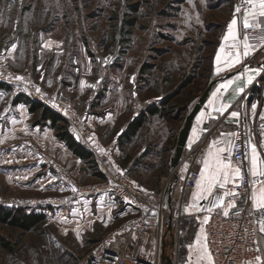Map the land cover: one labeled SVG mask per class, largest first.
<instances>
[{
	"label": "rangeland",
	"instance_id": "374dc122",
	"mask_svg": "<svg viewBox=\"0 0 264 264\" xmlns=\"http://www.w3.org/2000/svg\"><path fill=\"white\" fill-rule=\"evenodd\" d=\"M246 5V0H0V72L25 75L30 86L67 97L85 113L87 132L78 139L93 149L99 168L109 174L127 170L141 188L158 192L171 173L181 177L173 159L190 109L213 79H224L240 65L223 37ZM236 7L241 12L235 13ZM108 52L118 53L119 60L104 63ZM183 82L187 85L170 102L177 105L178 118L149 116L131 141L119 142L142 109L174 94ZM22 91L0 88V203L43 210L48 221L28 232L0 225V235L15 245L14 251L0 245V264H78L131 211H117L96 201V195L87 196L92 201L84 210L85 197L71 205L51 202L70 195L73 186L63 191L42 187L49 180L36 165L37 153L75 185L99 177L54 129L36 125L37 115L25 102H13ZM6 111L21 114L24 123L10 124ZM20 140H27L31 157L12 158L17 154L9 146ZM189 145L192 129L184 153ZM188 164L184 160L180 169ZM175 173L170 183L178 187ZM153 243L150 238L144 251Z\"/></svg>",
	"mask_w": 264,
	"mask_h": 264
},
{
	"label": "built area",
	"instance_id": "2783aa9c",
	"mask_svg": "<svg viewBox=\"0 0 264 264\" xmlns=\"http://www.w3.org/2000/svg\"><path fill=\"white\" fill-rule=\"evenodd\" d=\"M264 19V18H260ZM248 36V42L264 44V31L261 29L243 28V36ZM119 60V54L108 52L103 56L104 63H114ZM16 75L0 72V81L9 84L16 89L25 90L34 99L43 102L63 118L66 119L70 128L76 136H84L86 127L84 125L85 113L75 107L72 102L64 96H58L47 90L32 87L28 83V77L21 76L17 80ZM254 84L261 87L259 101L264 103V68L256 78ZM248 92H246L238 103L241 111L234 127L231 151L234 157V164L240 161L242 175L245 183L238 191L241 196L237 198V209H229V215H223V208L214 209L211 213L205 211L189 212L187 206L191 191L196 187V180L199 179V170L204 158L203 143L192 144L187 153L182 152L177 169L181 170L180 193L175 200L171 198L172 174L166 177L158 192H149L141 188L131 177L127 170L117 171L109 174L102 167L106 177L85 185H75L70 177L65 176L68 183L73 184L76 191L70 195L57 196L51 201L56 204L71 205L80 197L102 196L106 202L112 203L115 208L129 209L128 216L116 229L107 233L100 241L97 249L83 257L78 264H168L164 255L168 254L171 264H189L190 246L189 237L195 234L196 229L202 224L205 215L210 216L207 224H204L207 235V252L210 255L212 264H244L247 262H259L264 264V256L260 242V225L258 221L264 219V210H256L250 198V188L254 180L250 176L252 145H261L264 135V119H250L245 113V104ZM201 145V146H200ZM247 154V158H245ZM189 159L186 169H180L184 160ZM175 175H177L175 173ZM264 179V177H260ZM231 187V185H229ZM249 188V198L244 200L243 193ZM220 194L222 190L219 189ZM211 198H209L210 200ZM209 200H203L201 207L206 208ZM229 198H225L226 207ZM169 221L171 222L169 225ZM151 231L155 236V256L152 261L146 262L129 257L119 249H113L110 244L117 232L134 234ZM168 236L170 238L168 239ZM170 246V252L165 248ZM256 257H260L259 260Z\"/></svg>",
	"mask_w": 264,
	"mask_h": 264
},
{
	"label": "crops",
	"instance_id": "0c3cea01",
	"mask_svg": "<svg viewBox=\"0 0 264 264\" xmlns=\"http://www.w3.org/2000/svg\"><path fill=\"white\" fill-rule=\"evenodd\" d=\"M248 10V5L244 8V10L241 12L239 16V20L237 27L234 28V31L237 33V47L232 48L233 54L235 51V55L239 52V58L241 61L239 62V67L234 71H231L230 73L225 74V78L220 80L219 83L216 85V87L212 90L210 93V96L208 97L205 104L202 106L200 111L195 117L194 124L192 126V144H195L197 142H200L203 138H205L203 143L204 148V157L207 155V151L209 149V146L212 144V142L219 141L218 144L219 147H227L228 141L231 140L233 142L234 136H227L222 134H228V133H234V127L235 123L238 119V117H231L230 113L232 111H239L238 109V103L242 96L248 92L247 98H246V104L244 106L245 113L250 119H257L261 118V116H264V103L259 101L258 98H254L252 100H248V95L250 88L254 85V82L256 78L260 75L262 69L264 68V44H254L248 42L250 45L248 49V55H243V44H244V36H243V14L245 11ZM251 20V17H249ZM260 19V18H258ZM229 41L231 42L229 46L233 44V40L230 37ZM251 77V82H249V78ZM231 80V83H228V81ZM221 85H225V87H221ZM219 89V91H217ZM243 89V91H241ZM215 93V95H214ZM227 104L230 105V107L225 111L222 115L218 111H213L214 108L219 109L221 104ZM255 104L256 108L253 110L252 105ZM28 109V107H27ZM29 110V109H28ZM203 113V116L201 115ZM6 119L10 122V124L13 123H20L23 122V116L17 112L14 111H6L5 112ZM199 117V119H198ZM24 123V122H23ZM37 126L34 127V130ZM193 129H196L195 134L193 133ZM78 138V136H77ZM81 140V139H80ZM63 144L64 141L60 140ZM84 141V140H83ZM84 143V142H83ZM86 144V143H84ZM88 146V145H87ZM201 146V145H200ZM257 152L256 155L258 157V168H264V164H260L259 160H264V135L261 145H255ZM89 147V146H88ZM92 149L91 147H89ZM93 150V149H92ZM215 150V148H213ZM9 152L17 154L12 155V158L20 157L22 159L31 157V153L33 150L30 148L27 140H20L17 142H14V144H11L9 146ZM41 154V153H40ZM39 153L36 154V165L38 167H43V170L46 172V177L49 180L48 183L43 184L42 187H46L49 185L50 188L56 190V191H63L71 189L73 184L68 183L66 180H64V177H61L55 169L52 168V166L46 162L47 160L43 155H40ZM48 163V167L44 168V164ZM35 164V163H34ZM235 166V164H234ZM203 167L202 163L200 164V169ZM40 170L34 171V174H38ZM181 175V174H180ZM179 176L177 175V178ZM181 179V177H179ZM254 180H264L260 177H255ZM41 182V181H39ZM260 185L256 184V187L258 188ZM181 184H178V187L172 186L171 191V198L172 200H175L177 196L180 193ZM218 193L219 189L216 190ZM197 192V188L193 189L191 191V195L189 198V204L187 206V210L189 212L195 211L196 209L190 208L189 205L193 203V196ZM92 201V198H82L81 201H84L82 204L81 209H85V207H88L89 200ZM96 201L103 202L105 205L112 207L113 209H116L117 211H120L123 208H115L112 203L106 202L105 199L102 196H96ZM203 200L199 201V204L201 206ZM79 207L72 208L71 213H73L74 210H78ZM124 210V209H123ZM130 211L129 209H126ZM126 212V211H124ZM124 212L122 214H124ZM203 225L201 224L195 231V234L189 237V246L190 247V260L189 264H212L210 255L204 252L203 249V235L200 232V229ZM260 242L262 246L263 256H264V232L260 231ZM197 237H200V244H197ZM152 239L153 248L149 249V251L145 252V248H147L149 239ZM110 246L113 249H119L123 251L129 259H138L142 261H152L155 256V250H156V244H155V236L154 233L151 231H146L145 235L141 237L138 233L134 234H127L125 232H117L115 234L114 239L111 241ZM197 250V251H196ZM244 264H261L259 262H247Z\"/></svg>",
	"mask_w": 264,
	"mask_h": 264
},
{
	"label": "snow or ice",
	"instance_id": "6c2138e0",
	"mask_svg": "<svg viewBox=\"0 0 264 264\" xmlns=\"http://www.w3.org/2000/svg\"><path fill=\"white\" fill-rule=\"evenodd\" d=\"M246 4L248 5V10L243 14V28L247 29H261L264 31V0H246ZM241 12L240 7H236L235 13ZM234 13V16H235ZM251 17V20L249 19ZM238 21L236 18H233L228 25V34L223 37L225 41H227L230 37L233 40L232 48H236L238 45L237 41V33L234 31L235 26H237ZM250 45L248 44V36H244V44H243V55H248V49ZM221 51H223V45L221 46ZM238 52L236 54V62H239ZM221 60L220 53L218 52L216 55V61L219 62ZM219 70V69H218ZM17 80H22V77H16ZM249 82H251V77L249 78ZM231 83V80L228 81ZM221 87H225V85H221ZM39 92V89H37ZM219 91V89L217 90ZM243 91V89H241ZM215 95V93H214ZM230 105L221 104L219 109L214 108L213 111H218L221 115L227 111ZM253 110H255L256 105H252ZM203 116V113L201 114ZM240 113L238 111H232L230 113L231 117H239ZM199 119V117H198ZM261 119H264V116H261ZM196 129H193V133L195 134ZM227 136H235V133L222 134ZM2 142V141H0ZM219 141H213L209 146L207 151V155L202 159L201 163L203 167L199 170V179L196 180V188L197 192L193 196V203L189 205L190 208L196 209V211H205L211 213L214 209L223 208V215H229V209H237V211L243 210L241 208H237L236 200L241 196V192L238 191L242 184L245 183L244 176L242 175V170L240 167V161H236L234 166V157L231 151L234 145L231 140L228 141L227 147H219ZM191 147V145H189ZM215 148V150H213ZM103 151V149H101ZM252 158H251V167L249 169L250 176L255 177H264V168H258V157L256 155L257 149L255 145L251 147ZM245 158H247V154H245ZM260 164H264V160H259ZM256 184L260 186L257 188ZM231 185V187H229ZM250 188V198L252 204L256 210H264V180H253L252 184L249 186ZM249 188H246L243 196L244 200L247 201L249 198ZM222 190V194L218 193L216 190ZM76 191L75 188L72 189ZM209 198H211L209 200ZM225 198H229V202L225 207ZM200 200H209V205L206 208L200 206ZM187 211V209H186ZM210 220V216L205 215L202 220V225L207 224ZM260 225V231L264 232V219H260L258 221ZM200 232L203 235V249L204 252L207 253V235L205 234V229L202 226ZM197 244H200V237H197ZM191 247V246H190ZM257 260L260 257H256Z\"/></svg>",
	"mask_w": 264,
	"mask_h": 264
},
{
	"label": "trees",
	"instance_id": "16d2710c",
	"mask_svg": "<svg viewBox=\"0 0 264 264\" xmlns=\"http://www.w3.org/2000/svg\"><path fill=\"white\" fill-rule=\"evenodd\" d=\"M186 85L187 82L181 83L174 94L166 95L160 101L153 102L142 109L139 114L127 124L125 129L119 135V142L123 143L131 141L138 134L144 122L149 119V116L159 115L167 120L178 118L177 105H172L170 102ZM11 87V85L0 81V88L10 90ZM260 91V85L254 84L250 88L248 100L250 101L254 98H258ZM13 102H25L28 105L29 111L37 115V119L35 121L36 125L41 124L54 129L57 137L63 140L74 154L86 160L93 167L94 173L97 177H99V179L106 177V174L99 168V162L94 155V151L76 137L66 119L59 113L43 102L34 99L26 91L19 93ZM47 221L48 214L43 210L28 211L21 205L11 206L0 203V225L18 228L24 232H28L41 230ZM0 245L8 251H14L15 245L2 235H0Z\"/></svg>",
	"mask_w": 264,
	"mask_h": 264
},
{
	"label": "water",
	"instance_id": "95a60500",
	"mask_svg": "<svg viewBox=\"0 0 264 264\" xmlns=\"http://www.w3.org/2000/svg\"><path fill=\"white\" fill-rule=\"evenodd\" d=\"M220 80H221V77L213 79L207 85V87L203 90V92L200 95V97L198 98V100L195 102V104L192 107L191 111L186 116L185 122H184V124H183V126L180 129L179 134H178V141H177V145H176V154H175L174 159H173V163L174 164H177L180 161L182 152L184 150V147L187 144V141H188V138H189V135H190V131H191L192 126L194 124V120H195L196 115L198 114V112L200 111L202 106L207 101V99L210 96V93L212 92V90L215 87V85ZM170 223L171 222L169 221V225H170ZM164 258L167 260L168 264H171V258H170V256L168 254L167 255L165 254Z\"/></svg>",
	"mask_w": 264,
	"mask_h": 264
},
{
	"label": "bare ground",
	"instance_id": "6f19581e",
	"mask_svg": "<svg viewBox=\"0 0 264 264\" xmlns=\"http://www.w3.org/2000/svg\"><path fill=\"white\" fill-rule=\"evenodd\" d=\"M183 151H184V150H183ZM169 247H170V246H169ZM166 249H167V248H165V250H166ZM170 250H171V249H168V251L166 250V252H170Z\"/></svg>",
	"mask_w": 264,
	"mask_h": 264
}]
</instances>
